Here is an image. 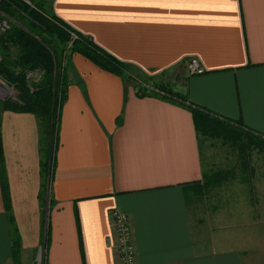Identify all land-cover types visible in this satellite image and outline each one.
I'll use <instances>...</instances> for the list:
<instances>
[{"label": "crops", "instance_id": "1", "mask_svg": "<svg viewBox=\"0 0 264 264\" xmlns=\"http://www.w3.org/2000/svg\"><path fill=\"white\" fill-rule=\"evenodd\" d=\"M52 8L184 103L146 85L139 93L73 55L49 181L35 116L3 112L0 264H12L15 251L27 264L41 245L45 264H117L112 210L128 217L137 264H244L235 225L207 232L196 208L210 203L204 216L214 223L238 214L229 200L264 209V0H54ZM192 60L202 74L189 72ZM192 108L237 124L258 142L250 148L261 160L239 153L205 190L215 169L201 154L207 139Z\"/></svg>", "mask_w": 264, "mask_h": 264}, {"label": "trees", "instance_id": "2", "mask_svg": "<svg viewBox=\"0 0 264 264\" xmlns=\"http://www.w3.org/2000/svg\"><path fill=\"white\" fill-rule=\"evenodd\" d=\"M6 3L0 6V11L9 15L18 11L21 14L23 13L26 17V22H28L27 27L29 30L41 35L45 44L58 58L61 53L54 47L56 46V41L53 44L52 39H57L59 42L65 43L69 39V35L74 33L76 35L75 40L77 41V44L73 47L75 52L94 61L101 68L120 75L124 80L127 79L125 75V64L117 61L101 50L88 37L72 30L56 16H47L44 12L43 3L37 2L32 8L16 4V1ZM13 45L17 46L15 53L10 51V47ZM0 54L1 56L3 55V59L0 61V76L15 86L19 93L18 99L20 103L5 105L2 107V110L30 113L38 118L41 162L45 170V180L49 181L53 168L54 153L57 147L59 114L65 98V89L63 95L59 96L58 93L60 79H58L57 74L54 75L53 56H51L49 50L45 49L43 45L37 43L31 35L25 34L18 28H13L7 35L0 37ZM58 58L56 57L55 59ZM55 62L57 61L55 60ZM30 69H41L45 72L43 80L37 85V89L34 92L29 91L21 74ZM17 71L19 72L16 73ZM130 82L135 85L139 93L149 92L147 89H142V85H146L153 88L149 94L152 93L161 96L172 102L180 101L184 103L182 96L171 92L165 86L152 84L149 80L146 82ZM192 113L198 134L208 140L215 139L220 142L222 139L223 144L230 142L234 147L240 145L239 150L242 153L246 151L247 154L251 149L250 147L258 143L237 124H234V122L221 120L196 108H192ZM0 160H2L1 148ZM221 176V173L209 171L205 175L206 181L203 183L205 190L214 188L217 178Z\"/></svg>", "mask_w": 264, "mask_h": 264}, {"label": "rangeland", "instance_id": "3", "mask_svg": "<svg viewBox=\"0 0 264 264\" xmlns=\"http://www.w3.org/2000/svg\"><path fill=\"white\" fill-rule=\"evenodd\" d=\"M16 4H20L22 6H29L33 7V5L37 2L44 4V12L47 16H56L53 12V1L54 0H28L29 4L24 3L22 0H4L0 3V6L4 3H12L15 2ZM6 3V4H7ZM16 10V9H15ZM57 17V16H56ZM0 18L3 19L6 24L7 28L0 32V37L5 36L10 32L13 28H18L22 32H24L27 35H31L34 40L37 41V43L43 45L45 49L49 50L51 56H53L54 59V75H58V79H60V82L58 84V93L59 96L63 95V91L66 88V84L68 82V66L71 63V57L73 55L78 54L74 50V45L77 44L76 42V35L74 33H71L69 35V39L65 43L59 42L57 39H52L53 44L56 41L54 47H56L59 51L60 56L54 55V53L50 50V48L45 44L43 41L41 35L35 34L29 30L28 22H26V17L21 14V12H13L12 15L2 13L0 11ZM59 19V18H58ZM60 20V19H59ZM61 21V20H60ZM65 24V23H64ZM68 26V25H67ZM70 27V26H68ZM71 28V27H70ZM72 29V28H71ZM74 30V29H72ZM75 31V30H74ZM76 32V31H75ZM78 33V32H77ZM52 44V43H51ZM49 48V49H48ZM74 49V50H73ZM17 46L13 45L10 47L11 52H16ZM58 59H55V58ZM3 59V55L0 54V61ZM55 60L57 62H55ZM126 75V81L130 82H142V81H152L153 79L142 76L141 74L137 73L136 71L130 70L129 68H126L125 70ZM17 71L16 73H18ZM23 76V79L25 80L26 86L28 87L30 92H34L37 88V85L43 80L45 72L41 69H30L26 70L23 73H21ZM148 78V79H147ZM131 83V82H130ZM62 93V94H61ZM19 93L15 86L11 83H9L4 77L0 76V124H1V115L3 112L2 107L8 104H20L19 103ZM60 98V97H59ZM35 116V115H34ZM37 120V125L39 127V120L35 116ZM239 146L236 147L233 146L232 143L227 142V144L222 143V139L219 141H216L215 139L212 140H204L201 144V154L203 156V159L205 160V163L208 167L213 168V170L216 172V170H223V169H230L232 168L236 162H238V157L240 156L239 153H242L239 150ZM254 151V150H253ZM243 155H246L247 152H243ZM254 152L251 153V149L248 153V156H251L253 160L259 161L261 160L260 155L254 154ZM258 164V163H257ZM44 198H45V191L43 190L42 193V199L41 203L44 206ZM229 204L234 203V208H236V213H238L236 216L226 217H219L220 219H223L222 221L218 223H214L213 219L210 216H204L205 210L208 209L207 214H210L209 208L210 203H205L202 205L197 206L196 214H203L201 216L203 217H197L196 219L203 220V224L201 225L202 229L209 231L210 227H213L216 225V228L220 231L222 229V232L224 233L226 231L227 226L235 225L234 230V238H238L240 242V253L241 258L244 261V264H264V209L260 210V214L258 215V212H255L251 210V207L249 208V203H245L243 201H240L239 205L237 206L235 202H231L229 200ZM237 206V207H236ZM227 218V221H226ZM233 220V222H232ZM216 222V221H215ZM206 226V227H205ZM215 228V229H216ZM208 235V233H207ZM17 252V251H16ZM44 246L41 245L40 248L37 249V251L34 253L32 258L26 259L27 264H44ZM13 263L12 264H23L21 261H23L20 256L17 255V253L13 256Z\"/></svg>", "mask_w": 264, "mask_h": 264}, {"label": "built area", "instance_id": "4", "mask_svg": "<svg viewBox=\"0 0 264 264\" xmlns=\"http://www.w3.org/2000/svg\"><path fill=\"white\" fill-rule=\"evenodd\" d=\"M3 1L4 0H0V3ZM22 1L29 4L28 0ZM6 28V22L0 18V32L4 31ZM188 70L193 75L203 73L195 60L189 62ZM109 219L113 227V236L116 242L115 251L117 264H137L134 243L127 215L118 210H112L109 214Z\"/></svg>", "mask_w": 264, "mask_h": 264}]
</instances>
